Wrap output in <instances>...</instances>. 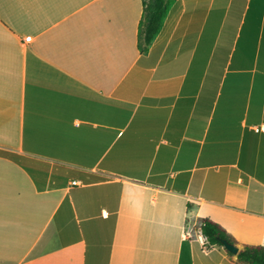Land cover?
I'll list each match as a JSON object with an SVG mask.
<instances>
[{
    "label": "crops",
    "instance_id": "1",
    "mask_svg": "<svg viewBox=\"0 0 264 264\" xmlns=\"http://www.w3.org/2000/svg\"><path fill=\"white\" fill-rule=\"evenodd\" d=\"M142 12L0 0V264H239L201 219L264 246V0H174L145 54Z\"/></svg>",
    "mask_w": 264,
    "mask_h": 264
},
{
    "label": "trees",
    "instance_id": "2",
    "mask_svg": "<svg viewBox=\"0 0 264 264\" xmlns=\"http://www.w3.org/2000/svg\"><path fill=\"white\" fill-rule=\"evenodd\" d=\"M174 0H143V12L139 23L138 48L145 54L162 29L169 8ZM200 231L208 247L216 246L225 250L230 256H236L239 264H264V246H241L221 226L209 219H201ZM225 239L237 246V255L229 253L220 243Z\"/></svg>",
    "mask_w": 264,
    "mask_h": 264
},
{
    "label": "water",
    "instance_id": "3",
    "mask_svg": "<svg viewBox=\"0 0 264 264\" xmlns=\"http://www.w3.org/2000/svg\"><path fill=\"white\" fill-rule=\"evenodd\" d=\"M220 243L223 245V247L231 254L237 255L239 252V248L231 243H229L225 239H220Z\"/></svg>",
    "mask_w": 264,
    "mask_h": 264
},
{
    "label": "built area",
    "instance_id": "4",
    "mask_svg": "<svg viewBox=\"0 0 264 264\" xmlns=\"http://www.w3.org/2000/svg\"><path fill=\"white\" fill-rule=\"evenodd\" d=\"M25 42H26V43H29V42H30V38H26V39H25ZM257 131H258V130H257ZM78 184H79V183H77V182H74V183H73V185H78Z\"/></svg>",
    "mask_w": 264,
    "mask_h": 264
},
{
    "label": "rangeland",
    "instance_id": "5",
    "mask_svg": "<svg viewBox=\"0 0 264 264\" xmlns=\"http://www.w3.org/2000/svg\"><path fill=\"white\" fill-rule=\"evenodd\" d=\"M194 230H195V229H194ZM194 230H192L191 233H190L192 238H195V234H196V233H195ZM204 246H207V245L205 244Z\"/></svg>",
    "mask_w": 264,
    "mask_h": 264
}]
</instances>
